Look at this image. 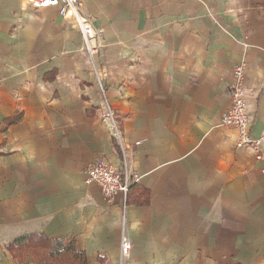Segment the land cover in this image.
I'll return each mask as SVG.
<instances>
[{
	"label": "crops",
	"instance_id": "crops-1",
	"mask_svg": "<svg viewBox=\"0 0 264 264\" xmlns=\"http://www.w3.org/2000/svg\"><path fill=\"white\" fill-rule=\"evenodd\" d=\"M81 1L93 60L58 6L0 0V264H60L11 253L31 234L74 242L72 264H119L123 238L128 264H264V162L222 124L245 61L264 132V0ZM101 158L139 177L124 208L85 181Z\"/></svg>",
	"mask_w": 264,
	"mask_h": 264
},
{
	"label": "built area",
	"instance_id": "built-area-1",
	"mask_svg": "<svg viewBox=\"0 0 264 264\" xmlns=\"http://www.w3.org/2000/svg\"><path fill=\"white\" fill-rule=\"evenodd\" d=\"M27 5L35 8H46L58 6L60 13L66 19L71 18L78 27L83 37V50L93 60L99 52V44L96 42L95 31L91 21L82 12L81 0H26ZM246 63L236 64L233 69L235 80L230 85L232 106L223 113L222 124L226 126H234L237 130L238 139L237 147L249 148L255 153L258 161L264 162V132L260 138H253L250 133L251 118L247 104V87L245 78ZM99 79L100 75H99ZM100 99L98 104L101 119L107 123L111 136L116 139L123 148L122 128L118 116V112L112 107L101 81H99ZM86 172L85 181L88 184L95 183L99 186L101 193L107 198L112 199L117 193L124 196V206L128 200V194L131 186L139 181L137 174L131 175L127 169L121 171L109 160L101 158L91 163ZM264 172V167H263ZM133 244L131 239L123 238L121 243V260L119 264H128V258L131 255Z\"/></svg>",
	"mask_w": 264,
	"mask_h": 264
},
{
	"label": "trees",
	"instance_id": "trees-1",
	"mask_svg": "<svg viewBox=\"0 0 264 264\" xmlns=\"http://www.w3.org/2000/svg\"><path fill=\"white\" fill-rule=\"evenodd\" d=\"M9 249L14 256H18L21 260L25 259L24 255L28 253L33 255L36 260H51L59 262L60 264H72L81 257V255L76 252L74 242L66 244L63 240L56 241L42 234H31L18 237L15 242L9 246ZM82 260L85 261L83 255Z\"/></svg>",
	"mask_w": 264,
	"mask_h": 264
}]
</instances>
